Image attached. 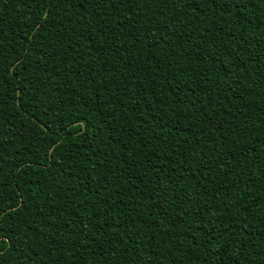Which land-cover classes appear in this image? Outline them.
Returning <instances> with one entry per match:
<instances>
[{"label": "trees", "instance_id": "trees-1", "mask_svg": "<svg viewBox=\"0 0 264 264\" xmlns=\"http://www.w3.org/2000/svg\"><path fill=\"white\" fill-rule=\"evenodd\" d=\"M0 264H264V0H0Z\"/></svg>", "mask_w": 264, "mask_h": 264}]
</instances>
